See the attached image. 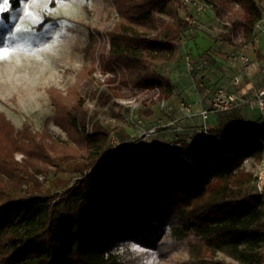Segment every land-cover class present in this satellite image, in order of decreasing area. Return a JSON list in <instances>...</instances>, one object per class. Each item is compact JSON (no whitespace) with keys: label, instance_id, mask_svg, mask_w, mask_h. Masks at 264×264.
<instances>
[{"label":"trees","instance_id":"trees-1","mask_svg":"<svg viewBox=\"0 0 264 264\" xmlns=\"http://www.w3.org/2000/svg\"><path fill=\"white\" fill-rule=\"evenodd\" d=\"M202 1L216 11V0ZM233 1L250 14L242 28L250 35L263 18L259 0ZM111 2L118 18L106 33V67L118 69L133 86L161 87L156 66L173 59L177 46L160 30L169 21L186 28L195 10L181 0ZM19 4L10 0L9 10ZM239 110L229 111L207 137L146 147L150 163L123 183L111 167L95 179L88 172L109 153L113 131L95 121L86 132L84 113L60 103L58 117L69 119L79 143L77 155L63 161L81 164L61 193L24 192L22 185L31 175L14 160L11 146L0 142V264H139L132 242L148 249L183 242L227 247L258 258L257 249L264 245V197L254 183L232 185L230 178L245 161L258 162L264 121L249 122ZM32 139L18 147L44 157ZM118 152L106 160L111 162ZM212 180L221 184L208 192ZM165 234L172 242L161 241Z\"/></svg>","mask_w":264,"mask_h":264},{"label":"rangeland","instance_id":"rangeland-1","mask_svg":"<svg viewBox=\"0 0 264 264\" xmlns=\"http://www.w3.org/2000/svg\"><path fill=\"white\" fill-rule=\"evenodd\" d=\"M9 3L0 0V7L6 9L0 11V51L7 50V55L0 57V142L11 146L14 160L26 166L31 175H26L24 192L61 193L79 174L81 164L63 161L77 155L79 143L70 131L69 119L58 117L60 103L84 113L86 132L97 121L121 139L116 130L126 119L135 115L143 122L140 109L158 105L159 99L149 97L144 87L124 81L118 69H109L103 61L102 53L108 49L107 30L118 18L111 0H20L13 10H9ZM216 4L215 12L209 7L203 15L231 24L235 32L250 19L247 10L233 0H216ZM129 99L134 103L129 104ZM32 138L44 157L29 155L18 147V142H31ZM124 143L125 148L129 146ZM125 148L111 162L101 158L88 170L91 177L95 179L111 167L123 183L137 178L150 163V156L141 152L137 158L131 157ZM256 168V160L245 161L230 183L253 184ZM220 184V180H212L208 192ZM170 240L166 234L161 238L162 242ZM165 244L153 249L136 242L129 246L139 264H264V245L257 249L256 258L227 247Z\"/></svg>","mask_w":264,"mask_h":264},{"label":"crops","instance_id":"crops-1","mask_svg":"<svg viewBox=\"0 0 264 264\" xmlns=\"http://www.w3.org/2000/svg\"><path fill=\"white\" fill-rule=\"evenodd\" d=\"M259 4L264 18V0H259ZM195 21L210 24L213 31L207 33L200 30L194 26ZM191 22L184 29L167 23L161 32L169 42L177 46V54L173 59L156 66L157 75L162 80L164 108L152 104L140 109L144 120L140 127L150 128L158 123L164 124L153 137L154 145L162 146L179 139H190L192 132L202 125L209 129L216 128L229 113L213 114L203 121L198 115H186L182 103L189 104L193 112H197L206 106L216 88L224 87L229 91L248 94L264 79L261 71L264 69L263 35H259L254 28L250 35L242 28L235 32L231 24L218 23L215 16L195 13ZM168 25L173 28L167 30ZM234 53L247 55L250 63L244 64L239 58L231 59ZM202 56L207 58V65L196 77L187 69V62H193ZM234 77L239 79L237 85L233 83ZM239 111L249 122L262 121L258 110L254 108L244 107ZM134 117L135 115L129 116L125 125L116 130L121 139L128 142L129 146L125 149H128L131 157L144 153L146 149L142 141L135 139L139 127Z\"/></svg>","mask_w":264,"mask_h":264},{"label":"built area","instance_id":"built-area-1","mask_svg":"<svg viewBox=\"0 0 264 264\" xmlns=\"http://www.w3.org/2000/svg\"><path fill=\"white\" fill-rule=\"evenodd\" d=\"M183 4L192 7L197 15H203L208 10V6L202 0H181ZM195 27L207 33L212 32V26L205 22L195 21L193 23ZM254 29L259 35L264 36V18L258 20ZM239 58L244 64H249L250 59L247 55L242 53H234L231 55V59ZM207 65V58L202 56L193 62H187V69L191 71L196 77L199 76L200 71ZM264 74V69L261 70ZM233 83L237 85L239 83L238 77L233 78ZM149 97L153 99H159V108H164L165 103L162 98H160V87L155 85L152 87H146L143 89ZM129 104L134 103V99H129L127 101ZM139 105L137 103L135 106ZM184 112L188 116L198 115L203 121H205L210 115L218 114L222 112H229L234 109H240L244 107L254 108L258 110L260 118L264 121V79L261 80L260 85L251 93L245 94L239 91H229L224 87L216 88L211 97L209 98L205 107L201 108L197 112H193L189 104H181ZM136 124L139 127V131L136 135V140L143 142L144 146L152 148L154 145L153 137L158 132L159 128L163 126L162 123H158L150 128H143L139 125L141 120H137ZM210 135L209 128L205 125L197 128L192 132V137L195 139H200L202 137H207ZM109 153L106 155L107 158L111 153L121 151L125 148L126 143H124L116 134H112L109 139ZM255 191L264 197V142L261 143V152L257 162V168L254 176Z\"/></svg>","mask_w":264,"mask_h":264},{"label":"snow or ice","instance_id":"snow-or-ice-1","mask_svg":"<svg viewBox=\"0 0 264 264\" xmlns=\"http://www.w3.org/2000/svg\"><path fill=\"white\" fill-rule=\"evenodd\" d=\"M5 3H7V0H5ZM5 10H6L5 8L0 7V11H5ZM5 55H7V50L6 49L3 50V51H0V57H3Z\"/></svg>","mask_w":264,"mask_h":264}]
</instances>
